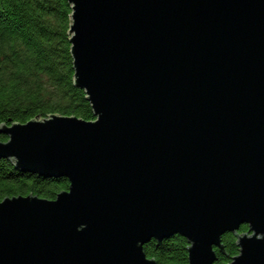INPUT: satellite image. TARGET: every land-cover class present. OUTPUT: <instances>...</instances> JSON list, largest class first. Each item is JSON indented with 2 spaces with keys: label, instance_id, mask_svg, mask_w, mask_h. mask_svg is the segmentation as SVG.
Wrapping results in <instances>:
<instances>
[{
  "label": "water",
  "instance_id": "95a60500",
  "mask_svg": "<svg viewBox=\"0 0 264 264\" xmlns=\"http://www.w3.org/2000/svg\"><path fill=\"white\" fill-rule=\"evenodd\" d=\"M73 84L94 120L3 124L0 158L62 177L0 201V264H264V0H67ZM249 230L239 234L240 225Z\"/></svg>",
  "mask_w": 264,
  "mask_h": 264
},
{
  "label": "trees",
  "instance_id": "16d2710c",
  "mask_svg": "<svg viewBox=\"0 0 264 264\" xmlns=\"http://www.w3.org/2000/svg\"><path fill=\"white\" fill-rule=\"evenodd\" d=\"M71 5L67 0H0V127L25 123L50 114L94 120L83 89L73 84V61L68 30ZM7 136L0 133V141ZM69 185L62 177H44L14 168L0 158V201L28 194L52 200ZM249 228L242 224L239 234ZM214 264H229L238 255L234 233H225ZM189 242L179 234L152 239L145 255L156 264H188Z\"/></svg>",
  "mask_w": 264,
  "mask_h": 264
}]
</instances>
